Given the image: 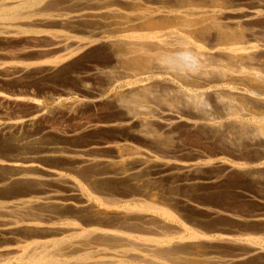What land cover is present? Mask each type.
Wrapping results in <instances>:
<instances>
[{
	"label": "bare ground",
	"instance_id": "6f19581e",
	"mask_svg": "<svg viewBox=\"0 0 264 264\" xmlns=\"http://www.w3.org/2000/svg\"><path fill=\"white\" fill-rule=\"evenodd\" d=\"M18 37L31 44L0 56V78L38 67L75 73L83 88L44 100L29 94L34 114L13 118L7 103L26 95L0 90V135L22 148L42 144L45 131L33 123L46 105L70 115L92 104L103 113L63 132L93 138L42 149L71 171L43 166L34 153L0 157V264H241L261 256L264 234H213L187 210L225 213L195 197L205 185L217 187L208 197L236 189L264 204V0H0V40ZM181 131L198 141L180 143ZM216 242L242 247L226 254Z\"/></svg>",
	"mask_w": 264,
	"mask_h": 264
},
{
	"label": "rangeland",
	"instance_id": "374dc122",
	"mask_svg": "<svg viewBox=\"0 0 264 264\" xmlns=\"http://www.w3.org/2000/svg\"><path fill=\"white\" fill-rule=\"evenodd\" d=\"M22 42L24 44H26V45L27 44L28 45L31 44V41L29 42V40L26 39L25 37H18L16 39L13 38V39H10V40L9 39H1L0 40V50H2L4 48L3 49L4 52L2 54H0L1 58L2 59L3 58L4 59L7 58L8 57V53H10L9 52L10 49L13 50L15 48V50L17 51L18 50V48H17L18 46L23 47L24 44ZM11 45H12V47H11ZM26 45H24V46H26ZM15 46H17V47H15ZM5 49H7L6 52H5ZM13 52H11V53H13ZM31 54L32 55H31L30 58L33 57L34 58V59L32 58L33 60H35L36 57H40L38 52H33ZM28 73H23V74L18 75V76H11L13 78L7 77L8 80L6 78H4V77H3L4 79L0 78V90L8 92V93L10 91V94H12L13 91H14L13 93H15V94L22 92L24 94V96L26 95V97H24L23 100L22 99L15 100V101L11 100L10 102L7 103L8 104L7 108H10L11 110L10 109H8V110L6 109V112H8L10 114V117H12V118L16 117V116L29 117V115L34 114L35 109H36V105H34V103L31 100L29 101V96L27 97V95H29V94H30V97L34 96V98H39L40 100H44V98L46 99L50 95H53V94L57 95L56 93H58V92L62 93L63 87H64V89L75 90L74 92H76V91L81 92L82 88H83L82 85H81V82L79 80L78 75H76L75 73L64 72V71H60L59 72V70L58 71H53V72H43L38 67H35L34 70H32V71H30ZM22 75H23V77H21ZM33 75H35V77ZM89 80L90 81H88V82H92L93 84H97L100 81V79L98 77H96V76L90 77ZM70 86L72 87V89H71ZM17 87H19V88H17ZM31 87H33V88H31ZM18 89H20L21 91H19ZM23 94H19V95H23ZM48 94H50V95H48ZM41 96H43V97H41ZM25 99H28V100H25ZM46 107H48V108L43 113V115L39 114L38 116H36V118L34 119V123H33V127H35V128L32 127L33 130H42L43 129L45 131L44 137L42 138V140H43L42 144H40V145L38 144V146H37V143H36V145L34 144L35 146L33 145L32 147H28V148H24L23 147L22 148V145L18 144L16 141L13 142L7 136L0 135V157L1 158H6V157L7 158H14V157L15 158H29L30 156H33V153H34L35 156L33 158L40 160L39 163L42 164L43 166L44 165L47 166V167L48 166H55L57 168L62 167V169L65 168L64 170H70L71 171L73 169L72 165H70L69 163H66L65 160H63V159H61L59 157H56V156H53V155H49V157H48V154L47 155L44 154V152L45 153H47V152L46 151L43 152L42 149H45L46 146L49 145V144L51 145V144H58V143H60L61 145L63 144V146H65L67 148L73 149L77 145V143L85 142L86 140L93 138L92 136L90 138H85V139H83V137H80V136H77V137H66L65 135H63V132L64 131H70L72 129L77 128L84 121H91V122L98 121V119H100V117H101V115L103 113L102 106L99 107V106H93L92 104H90V105L87 104V105H85V106H83L81 108V110L79 111V114L77 113V114H70V115L69 114L67 115L62 109L57 108V105H46ZM94 107H95V109H94ZM17 113H19V115ZM9 114H8V116H9ZM80 119H82V120H80ZM79 120H80V122H79ZM50 126H51V128H50ZM67 129H69V130H67ZM182 131H184V129H182ZM182 131H181L182 134L179 135V136L183 135L181 137V140H180V137H178L180 143L184 142L185 144L186 143H190L191 144V143H194V142L198 141L197 140L198 137L197 138L196 137L195 138H191V137H193L194 134L187 135V134H185ZM56 132H58V133H56ZM61 132H62V134H61ZM6 142H7V144H6ZM64 144H66V145H64ZM42 145H43V147H42ZM204 148L210 150L211 147L208 146V145H204ZM25 149H26V151H25ZM40 151H41L40 154L41 155L44 154L45 156L44 155L41 156L40 154H38ZM10 152H13V154H11ZM26 153L27 154L31 153L32 155L30 154L28 156ZM35 153H37L38 155L35 154ZM21 154L22 155L24 154V156H22ZM20 155L22 157H20ZM25 155H26V157H25ZM216 188L217 187H212V186L205 185L202 188L203 190L200 189L199 190L200 192L198 191V194L195 195V197L199 198L203 202L207 203L209 206H212V207L215 206L214 208H217V209L220 208V210H223L225 212L224 214H220L218 216H215L216 217L215 218V217H209L207 212H204V211H197V210H195L193 208H188V210H187L189 214L191 213L192 215H196V218L198 217L197 219H199L200 221L203 222V225H205L202 228L203 230L207 231V229H213V230L215 229L214 230L215 232L213 230L210 231V233L214 232L213 234H215L217 232L218 233L219 232L220 233H224V232L226 233L227 232L226 234L229 233V234L235 236L237 239H240L241 237L244 238L247 235H257L256 234L257 232H258V234H264V222L255 221V220H253V221L252 220H247L245 218H241V219L240 218H234V217L229 216V215L226 214V211H227V213L229 211V213L235 214V215L237 213H239L242 216H251V215H256V214L258 216H261V215L263 216L264 215V204H262L258 200L243 198L236 191V189H234V193H230L228 195L230 197H228V196L227 197L226 196H224V197L223 196L222 197H217V196L208 197L210 192H213V190L215 191ZM231 208L234 209V210H232ZM231 211H233V213ZM239 214H237V215H239ZM203 216H206V217H203ZM207 217H208V219H207ZM219 223H221V224H219ZM229 226H231L232 228L229 227ZM238 229H239V231H238ZM248 229H249L250 232L247 231ZM216 230H218V231H216ZM244 231H245L246 234L244 233ZM253 232H254V234H252ZM208 233H209V231H208ZM238 234H241V235H238ZM244 234H245V236H244ZM216 243H217V247H218L217 251H219V252L223 251V253H224L225 250H226L225 253L226 252L227 253H235V252L240 251L241 250L240 248L242 247L239 244H229V243H226V242H223V243L222 242H216ZM260 255L261 256H258L259 258L258 257L248 258V259H246V261H244L242 263L243 264H245V263L246 264H256V263L260 264L261 260H262V262H264V252H262Z\"/></svg>",
	"mask_w": 264,
	"mask_h": 264
}]
</instances>
